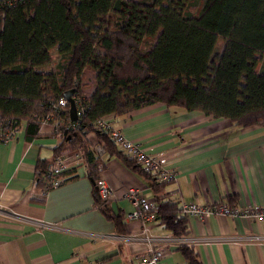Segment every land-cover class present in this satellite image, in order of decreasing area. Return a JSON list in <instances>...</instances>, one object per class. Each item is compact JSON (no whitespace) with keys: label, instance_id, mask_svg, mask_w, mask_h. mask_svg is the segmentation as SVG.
<instances>
[{"label":"trees","instance_id":"1","mask_svg":"<svg viewBox=\"0 0 264 264\" xmlns=\"http://www.w3.org/2000/svg\"><path fill=\"white\" fill-rule=\"evenodd\" d=\"M220 38L222 52L216 49ZM52 51L60 60L49 73L43 68L51 64ZM263 59L264 0H5L0 133L16 135L25 124L31 141L44 121L56 123L62 142L53 160L38 163V186L44 193L52 190L47 184L56 158L78 152L82 164L53 179L60 186L85 167L96 185L103 167L93 149L98 143L128 168L141 170L97 128L99 120L162 103L239 128L264 127ZM49 81L54 94L41 95ZM70 90L78 112L83 109L76 122L68 103L59 106ZM92 132L98 142L88 139ZM143 173L155 181L157 217L175 236H187L182 208L160 196L165 183ZM185 252L188 264H202L193 249Z\"/></svg>","mask_w":264,"mask_h":264},{"label":"crops","instance_id":"2","mask_svg":"<svg viewBox=\"0 0 264 264\" xmlns=\"http://www.w3.org/2000/svg\"><path fill=\"white\" fill-rule=\"evenodd\" d=\"M54 68L51 62L43 69ZM107 119L129 141L164 155L177 178L159 195L180 208L218 202L264 206V127L239 128L227 119L162 103ZM88 139L99 140L95 132ZM61 142L56 123H46L31 141L24 124L0 144V264H138L151 250L167 253L163 264H188L185 248L202 264H264V220L190 217L184 237L175 236L157 215L145 226L129 220L127 191L139 189L154 201L155 181L110 153L102 156L99 171L113 191L107 206L85 167L44 193L37 166L53 160Z\"/></svg>","mask_w":264,"mask_h":264},{"label":"built area","instance_id":"3","mask_svg":"<svg viewBox=\"0 0 264 264\" xmlns=\"http://www.w3.org/2000/svg\"><path fill=\"white\" fill-rule=\"evenodd\" d=\"M3 1L5 0H0V3ZM67 103L68 102L64 98H61L59 100V106L61 107H65ZM82 112L83 109L81 110V112H78L79 117ZM46 123L49 122H43V124ZM96 126L98 129L104 130V132L110 136V138L116 144L120 151L132 157L142 171L155 176L157 181L160 183L175 181V179L177 178V174L173 170H169L166 168L167 160L164 155H152L145 149H143L140 145L129 141L121 132L114 128L113 123L107 118L99 120ZM14 136L15 135H13L12 133H0V144L3 141L13 139ZM93 149L95 153L100 157H102L106 153L104 146L100 143L96 144ZM74 157L79 158V160L73 162L74 164H76L73 167H71L68 162V159H71L72 157L62 155L56 158L52 167V179L49 180V183L47 185H49L53 189L57 188L59 186V182L54 180V177L62 175L65 172L72 170L74 167L77 168L79 164H82L83 160L81 152L75 154ZM96 187L98 189V195L102 202V205L107 206L113 196L111 187L109 186L108 182L102 178L97 181ZM126 199H128L133 208L132 212L128 215L129 220L139 221L145 226L155 219L156 213L154 210L157 206L156 201L148 199L141 190L135 188L129 189L126 193ZM182 212L188 218L195 217L201 220L210 218L212 216L248 218L258 221L264 220V206L240 208L238 206H232L228 203L223 202L210 203L207 205H197L192 203L184 205L182 207ZM147 231L148 228L146 227L145 232ZM146 240L150 241L151 239L146 236ZM166 254L167 253L159 250H151L147 256L143 257L138 262V264H163V259Z\"/></svg>","mask_w":264,"mask_h":264},{"label":"rangeland","instance_id":"4","mask_svg":"<svg viewBox=\"0 0 264 264\" xmlns=\"http://www.w3.org/2000/svg\"><path fill=\"white\" fill-rule=\"evenodd\" d=\"M132 1H137V0H132ZM224 46V40L222 39V38H220L219 40H218V42H217V51H220V52H222L223 51V47ZM60 60V56L57 54V52L56 51H52V53H51V62H53L54 63V66H56V64L58 63V61ZM263 62H264V59L262 60ZM264 64V63H263ZM260 69H262V65L260 66ZM46 70V69H45ZM50 73H54V70L53 69H51V71H50ZM47 87H46V89H47V91L48 92H53L54 91V85H50V81L47 83V85H46ZM45 89V90H46ZM44 90V91H45ZM69 104V103H68ZM67 156V155H66ZM69 157H72L71 159H68V162H69V164L71 165V167H73L74 165H76V164H74L73 162L74 161H77V160H79V158H76V157H74V156H69ZM80 165V164H79ZM76 167H74L73 169H75ZM72 169V168H71ZM101 201V200H100ZM188 218V217H187Z\"/></svg>","mask_w":264,"mask_h":264},{"label":"water","instance_id":"5","mask_svg":"<svg viewBox=\"0 0 264 264\" xmlns=\"http://www.w3.org/2000/svg\"><path fill=\"white\" fill-rule=\"evenodd\" d=\"M74 94H75V90H70L64 94V99L69 103V106H70L69 115H70V119L72 122H76L79 119L78 108H77L76 101L74 99ZM95 190L98 194L97 187L95 188Z\"/></svg>","mask_w":264,"mask_h":264}]
</instances>
